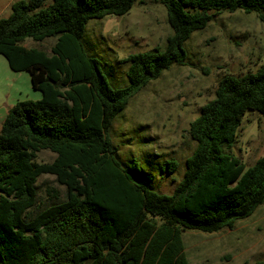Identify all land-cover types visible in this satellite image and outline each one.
<instances>
[{"label": "trees", "instance_id": "1", "mask_svg": "<svg viewBox=\"0 0 264 264\" xmlns=\"http://www.w3.org/2000/svg\"><path fill=\"white\" fill-rule=\"evenodd\" d=\"M135 1L18 0L0 18V55L41 92L15 103L0 130V264H190L184 230L233 229L264 203V154L247 167L226 150L248 111L264 115V64L221 78L190 125L197 146L171 194L136 179L139 165L123 166L109 137L134 95L185 62L193 32L238 9L264 22V0H159L173 33L164 48L126 57L130 84L114 88L83 36L91 19L124 15ZM52 36L51 53L23 45ZM43 150L56 158L39 162ZM177 166L171 159L163 170ZM46 174L66 187V199L34 212Z\"/></svg>", "mask_w": 264, "mask_h": 264}, {"label": "rangeland", "instance_id": "2", "mask_svg": "<svg viewBox=\"0 0 264 264\" xmlns=\"http://www.w3.org/2000/svg\"><path fill=\"white\" fill-rule=\"evenodd\" d=\"M15 1L0 0V18L11 14ZM172 33L164 4L159 0H136L124 15L91 19L83 43L86 52L100 60L110 85L125 88L130 84L129 63L123 60L132 53L164 48ZM56 40V36L42 42L26 39L23 45L51 53ZM184 48L185 62L172 64L134 95L109 131L122 165L136 162L140 172L135 178L146 180L154 190L165 194L173 193L184 176L186 159L197 146L189 134L190 125L215 97L221 78L254 72L264 64V22L254 12L224 11L204 29L193 32ZM40 98L41 92L32 87L29 72L13 71L0 55V130L8 106ZM226 150L247 167L252 166L264 154V115L248 111L237 140ZM55 158L50 150L38 154L39 162ZM171 159L178 166L168 174L163 169ZM36 187L34 212L66 199V187L54 175H42ZM182 237L190 264H264V203L233 229L212 233L184 230Z\"/></svg>", "mask_w": 264, "mask_h": 264}, {"label": "crops", "instance_id": "3", "mask_svg": "<svg viewBox=\"0 0 264 264\" xmlns=\"http://www.w3.org/2000/svg\"><path fill=\"white\" fill-rule=\"evenodd\" d=\"M9 107V109L12 107V106H8ZM7 116V115H6Z\"/></svg>", "mask_w": 264, "mask_h": 264}]
</instances>
